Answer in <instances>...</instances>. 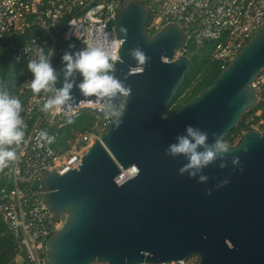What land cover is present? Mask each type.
<instances>
[{
	"label": "water",
	"instance_id": "water-1",
	"mask_svg": "<svg viewBox=\"0 0 264 264\" xmlns=\"http://www.w3.org/2000/svg\"><path fill=\"white\" fill-rule=\"evenodd\" d=\"M148 14L145 0H122L117 13L122 44L115 75L130 89L115 99L122 103L119 115L77 169L42 177L45 206L63 218L47 241L48 263L158 264L196 253L201 264H264V130L248 131L230 145L228 166L220 168V160L209 165L206 183L181 175L184 158L165 153L186 125L207 131L211 144L214 133L225 138L256 107L251 83L264 69V26L210 86L170 113L194 63L190 56L173 60L186 45L185 31L169 24L150 35ZM136 48L143 63L131 54ZM63 64L61 57L58 87ZM81 79L76 74V82ZM72 92L77 103L85 99L77 87ZM88 100L84 104L96 103ZM233 156L239 166L231 164ZM131 168L135 174L118 184ZM226 177L228 184L215 187Z\"/></svg>",
	"mask_w": 264,
	"mask_h": 264
},
{
	"label": "built area",
	"instance_id": "built-area-1",
	"mask_svg": "<svg viewBox=\"0 0 264 264\" xmlns=\"http://www.w3.org/2000/svg\"><path fill=\"white\" fill-rule=\"evenodd\" d=\"M122 0H0V44L10 56V64L21 67L20 83L15 94L21 101L25 122V140L17 148V159L0 167V219L13 241L18 264H49L47 241L63 225L45 206L40 182L46 171L60 175L77 169L91 142L101 141L115 117H105L97 103L82 104L72 120L86 118L73 130L66 148L59 147L60 131L67 125V115L45 113L40 105L46 96L34 95L28 87L32 74L27 70L28 53L37 45L50 48L56 67L71 43L86 47L100 41L119 61L122 41L116 31L117 13ZM149 10L146 31L154 35L166 25L177 24L187 35V42L174 53L173 60L195 52L208 51L210 62L220 71L227 68L240 50L264 26V0H145ZM74 29L80 34L77 38ZM17 57H20L17 60ZM116 60V62H117ZM251 87L257 105L242 118L244 132L264 130V69ZM122 103L118 104V112ZM40 130L51 143L38 142ZM68 143V146H67ZM118 184L122 180L116 181ZM20 261V262H19ZM93 264H108L95 262ZM158 264H201L196 253L178 261Z\"/></svg>",
	"mask_w": 264,
	"mask_h": 264
},
{
	"label": "clouds",
	"instance_id": "clouds-1",
	"mask_svg": "<svg viewBox=\"0 0 264 264\" xmlns=\"http://www.w3.org/2000/svg\"><path fill=\"white\" fill-rule=\"evenodd\" d=\"M123 31V29H122ZM77 38L80 34L74 29ZM79 51H65L62 55L63 81L57 86L59 74L52 63L53 50L36 44L31 50L25 47L28 53L27 70L32 74L28 81V87L34 95L46 96L40 105V110L45 113H65L67 123H72V114L84 103H89L88 98L94 97L105 117L119 115L118 103L115 99L120 96H128L130 89L116 75V56L106 50L98 40ZM72 48V45H69ZM132 56L139 63H143L145 55L139 48L133 49ZM20 57H17L19 60ZM76 74L82 79L77 83ZM77 87L85 98L78 103L73 96V88ZM22 104L7 85H0V167L17 159V148L26 143L25 122L21 116ZM216 139L208 143L209 133L193 125H186L184 133L178 134L175 141L165 149V153L173 158L182 156L186 161L180 168L181 175L187 173L190 178L197 179L200 183H206L209 176L204 174V169L220 160L219 167H227L224 160L230 152L231 146L222 135L213 134ZM38 142L51 143V137L46 131L40 130L36 137ZM247 149L245 148L244 151ZM240 158L233 156L231 164L239 166ZM230 181L226 177L221 179L215 187H223ZM208 194H211L209 189Z\"/></svg>",
	"mask_w": 264,
	"mask_h": 264
},
{
	"label": "trees",
	"instance_id": "trees-1",
	"mask_svg": "<svg viewBox=\"0 0 264 264\" xmlns=\"http://www.w3.org/2000/svg\"><path fill=\"white\" fill-rule=\"evenodd\" d=\"M70 45V44H69ZM67 47L69 49H77L78 44L71 43L72 48ZM188 51L190 53H195V48L190 45L188 46ZM211 50L207 52L210 53ZM199 54V52H197ZM193 60V70L185 76V80L180 87V89L175 94L170 106L169 112H175L181 106L186 104L192 98L196 97L201 90L210 86L216 77L220 74V69L216 64L212 62H207V72L202 76L200 80H198L195 85L193 86L189 95H187L184 100L181 102H176L179 95L184 91V89L190 84V77L195 76L202 67V64L205 63L204 61L200 60L197 56L192 57ZM21 67H12L10 64V56L4 51L0 44V85H7L9 90L15 95L17 93L18 85L20 83V73ZM86 118H78L73 119L72 123H67L64 129L60 131V139H59V147L66 148V141L72 135L73 130H78L84 123H86ZM239 129H243L242 124L237 126L234 130H232L226 137L225 141L229 140L232 141V135ZM68 146V143H67ZM13 250V241L11 235L7 232L5 225L2 223L0 219V264H8L10 260L9 254H12Z\"/></svg>",
	"mask_w": 264,
	"mask_h": 264
},
{
	"label": "rangeland",
	"instance_id": "rangeland-1",
	"mask_svg": "<svg viewBox=\"0 0 264 264\" xmlns=\"http://www.w3.org/2000/svg\"><path fill=\"white\" fill-rule=\"evenodd\" d=\"M188 56H190L191 58L194 56H197L200 60L204 61L205 63L202 64L201 70L195 75V76H191L190 77V84L184 89V91L179 95V97L177 98L176 102H181L182 100H184V98L190 94L193 86L195 85V83L200 80L202 78V76L207 72V62H210L209 59V53L207 51H200L199 54L197 52H193L190 53ZM193 70V67L191 69V71ZM190 71V72H191ZM189 72V73H190ZM185 80V79H184ZM263 130V129H262ZM261 130V131H262ZM244 129H239L236 132H234V134L232 135V141L227 140L226 142L229 145H233L235 144L239 138L244 134ZM225 139V138H224ZM10 260L8 261V264H16L15 259H14V252L12 250V254H9ZM18 264V263H17ZM22 264V263H20Z\"/></svg>",
	"mask_w": 264,
	"mask_h": 264
},
{
	"label": "bare ground",
	"instance_id": "bare-ground-1",
	"mask_svg": "<svg viewBox=\"0 0 264 264\" xmlns=\"http://www.w3.org/2000/svg\"><path fill=\"white\" fill-rule=\"evenodd\" d=\"M135 172H136L135 169L134 168H131L126 174H122L121 175V180L123 181L127 177H130V176L134 175Z\"/></svg>",
	"mask_w": 264,
	"mask_h": 264
},
{
	"label": "crops",
	"instance_id": "crops-1",
	"mask_svg": "<svg viewBox=\"0 0 264 264\" xmlns=\"http://www.w3.org/2000/svg\"><path fill=\"white\" fill-rule=\"evenodd\" d=\"M20 262V261H19ZM16 264L18 263V262H15Z\"/></svg>",
	"mask_w": 264,
	"mask_h": 264
}]
</instances>
